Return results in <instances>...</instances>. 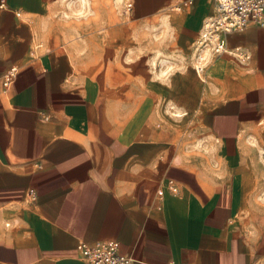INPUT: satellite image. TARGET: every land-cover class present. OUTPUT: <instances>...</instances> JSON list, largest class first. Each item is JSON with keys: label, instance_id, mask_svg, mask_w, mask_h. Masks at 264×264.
Wrapping results in <instances>:
<instances>
[{"label": "crops", "instance_id": "0c3cea01", "mask_svg": "<svg viewBox=\"0 0 264 264\" xmlns=\"http://www.w3.org/2000/svg\"><path fill=\"white\" fill-rule=\"evenodd\" d=\"M52 1L0 0V264H85L78 245L108 241L133 264H264V230L243 220L264 147V29L225 35L239 57L145 95L131 72L101 84L45 47ZM131 4L138 22L161 15L179 50L214 12L210 0Z\"/></svg>", "mask_w": 264, "mask_h": 264}, {"label": "rangeland", "instance_id": "374dc122", "mask_svg": "<svg viewBox=\"0 0 264 264\" xmlns=\"http://www.w3.org/2000/svg\"><path fill=\"white\" fill-rule=\"evenodd\" d=\"M128 3L131 0H53L39 40L45 47L65 52L88 78L101 84L110 83L120 70L131 72L134 86L145 95H150L152 84L168 82L180 71L187 72L195 82L192 45L177 49L161 15L138 22L127 10ZM118 26L126 28L122 40L119 34H113ZM189 94L194 105L190 112L200 113L195 91ZM159 98L156 103L160 109L164 105L171 116L180 114L176 112L179 109ZM255 152L250 204L243 220L249 229L264 230V147H256Z\"/></svg>", "mask_w": 264, "mask_h": 264}, {"label": "built area", "instance_id": "2783aa9c", "mask_svg": "<svg viewBox=\"0 0 264 264\" xmlns=\"http://www.w3.org/2000/svg\"><path fill=\"white\" fill-rule=\"evenodd\" d=\"M214 7L211 16L205 18L192 44V69L196 75L204 73L210 61L222 54L240 56L238 49H228L224 37L249 26L264 29V0H210ZM132 4H127V10ZM18 70L11 67L2 76L3 88H8L16 78ZM170 190L176 192L171 184ZM30 200L34 201L35 193L28 192ZM8 226V224H6ZM77 250L85 264H133V259L120 252L115 242H97L94 245L81 243Z\"/></svg>", "mask_w": 264, "mask_h": 264}]
</instances>
